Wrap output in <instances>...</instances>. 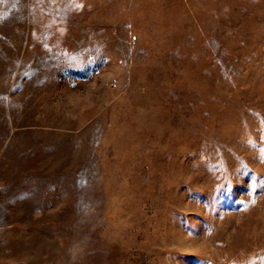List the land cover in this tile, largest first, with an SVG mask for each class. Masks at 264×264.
Wrapping results in <instances>:
<instances>
[{
    "label": "rangeland",
    "instance_id": "obj_1",
    "mask_svg": "<svg viewBox=\"0 0 264 264\" xmlns=\"http://www.w3.org/2000/svg\"><path fill=\"white\" fill-rule=\"evenodd\" d=\"M0 264H264V0H0Z\"/></svg>",
    "mask_w": 264,
    "mask_h": 264
}]
</instances>
